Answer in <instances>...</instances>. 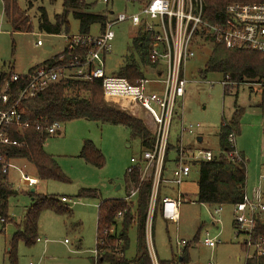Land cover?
<instances>
[{"label": "rangeland", "instance_id": "obj_1", "mask_svg": "<svg viewBox=\"0 0 264 264\" xmlns=\"http://www.w3.org/2000/svg\"><path fill=\"white\" fill-rule=\"evenodd\" d=\"M84 2L87 11L91 13L103 14L110 10L114 14L137 12L122 0H113L112 6L103 4L102 0ZM18 6L28 16L30 32H15L6 24L0 0V71L4 73L13 71L15 74H24L61 53L66 36L78 34V22L72 17L68 18V34L46 35L38 29L39 10H45L49 21L53 22L54 16L62 12V0H33L30 8L26 0H18ZM113 32L115 38L112 50L105 60V73L108 77L115 76L127 56L133 54L135 61L138 60L132 49L135 29L129 23H124L114 27ZM99 33L98 26L90 29L92 36ZM37 41L42 46H37ZM211 49L208 45L195 50V57L186 65L188 83L182 103L178 102L176 105L171 142L180 132L181 123L184 128L198 125L193 135H183L184 141L190 145L194 142L200 149L209 150L216 155L219 151L217 135L221 120L229 121L237 111L240 133L235 138V149L246 160L245 191L250 194L253 189L260 188L264 193V181L261 178L264 175V114L259 107L260 92L257 87L240 85L224 95L220 74L210 73L205 78L200 77V71ZM145 74L148 78L154 77V72L149 70ZM137 118L145 122L141 115ZM61 129L60 134L58 132L46 140L43 148L48 155L56 157L68 183L41 182L34 189L37 194L52 195L58 200L66 198V202H61V205L67 207L68 212L60 215L51 211L42 213L37 230L40 241L31 247L18 243L15 251L16 264H93L91 251L96 247L97 205L102 200L121 199L124 196L123 189H115L123 186L130 159L140 151L139 140L131 139L129 131L121 126L80 119L62 124ZM86 141L91 142L102 154L104 165L101 169L94 168L79 158L81 146ZM23 164L19 161L17 167L20 168ZM26 165L25 173L35 178L32 165ZM14 175L15 180L12 177V182L16 183L18 176ZM197 181L198 170L192 167L189 177L181 186H172L174 192H181L186 199L179 207L177 223L155 219L151 248L156 261L179 257L184 243L189 256L188 264H245L247 256L241 246L244 236L237 234L234 229L232 206H223L222 212L215 217L218 223H214L212 212L215 207L197 203ZM81 189L95 190V198H78L77 194ZM30 190L21 188L18 195L9 200V212L17 223L22 221L30 205ZM13 233L14 227L11 224H7L0 233V264H10L8 251ZM205 233L216 243L214 248L203 245ZM128 239L125 258L130 261L135 254L134 228L130 229Z\"/></svg>", "mask_w": 264, "mask_h": 264}, {"label": "built area", "instance_id": "obj_2", "mask_svg": "<svg viewBox=\"0 0 264 264\" xmlns=\"http://www.w3.org/2000/svg\"><path fill=\"white\" fill-rule=\"evenodd\" d=\"M103 4L112 6L111 0H102ZM137 12L114 14L111 10L103 12L106 16L103 31L97 36H66L65 47L72 48L80 44L88 47L82 61L75 60L69 65L59 67L40 66L26 71L24 74L12 73L9 81L0 92V188L8 185L10 189L19 192L21 188L30 190L38 185V179L28 176L24 167L19 168L15 159L8 156L6 149L18 147L20 143L11 138L14 131L28 128L23 102L35 98L49 86L63 79H79L84 81L100 80L103 97L119 96L126 103L141 109L146 115V127L151 134V145L141 149L138 155L130 159L126 169L127 183L124 184V196L121 200L132 207L135 204L141 186L150 182V193L147 213L144 222V241L152 264H157L151 248L152 223L155 203L158 193H162L160 213L162 220L177 223L179 207L186 201L181 192H174L172 186L179 187L189 177L192 164L201 161L210 162L216 156L209 150L194 149L184 141V134L191 136L197 126L184 128L180 124V132L171 142V127L176 115V105L182 103L185 95L186 65L195 57V50L214 44H221L226 49L246 48L264 53V3H230L224 10L222 21L208 23L202 17V0H146L144 2L128 3ZM129 23L136 31L141 28L152 37V50L149 61L153 67H147L154 72L153 78L147 76L137 84L115 76L108 77L105 73V60L112 50L115 38L113 28L119 24ZM37 46H42L40 41ZM22 82L24 87L18 89L14 96L10 95V85ZM223 91L231 92L240 85L261 88L259 83H236L228 76L222 78ZM223 92V94H224ZM104 98V100H105ZM62 128L59 122H53L45 128L48 138L57 134ZM39 130V127H37ZM229 142L235 148V137L230 136ZM233 152L240 160L239 152ZM231 156V155H230ZM25 161V160H24ZM26 162V161H25ZM27 163V162H26ZM169 164L171 168H168ZM11 172L18 176L16 183L11 180ZM137 181L132 180L133 174ZM264 181V175H262ZM66 198H61L62 203ZM223 206H216L212 212L214 223ZM233 226L237 234H243L242 248L246 259L264 255V241L255 238L256 221L264 217V196L260 188H255L250 194L246 191L241 202L232 206ZM121 214H117L120 219ZM4 227L0 221V233ZM117 226L112 225L103 231L107 237H115L112 249L105 248L106 242L96 235V247L91 251L93 264H103L102 258L110 254L123 258L122 241L116 236ZM40 240L37 238L36 242ZM66 243V242H65ZM202 243L207 248H214L216 243L205 233ZM186 244H182L185 247ZM106 263V262H105ZM109 264V263H107Z\"/></svg>", "mask_w": 264, "mask_h": 264}, {"label": "trees", "instance_id": "obj_3", "mask_svg": "<svg viewBox=\"0 0 264 264\" xmlns=\"http://www.w3.org/2000/svg\"><path fill=\"white\" fill-rule=\"evenodd\" d=\"M28 7L31 1L26 0ZM113 2V0H111ZM125 3L144 2L146 0H122ZM3 5V17L6 24L15 32H30L31 25L28 16L21 11L18 0H1ZM202 17L208 23L222 21L224 10L230 3H264V0H202ZM30 8V7H29ZM38 29L46 35L68 34V18L72 17L78 22V35H90V29L98 26L103 31L106 16L87 11L84 0H62V12L55 15L50 22L45 10L40 9ZM132 49L137 56L131 54L125 58L123 64L115 73V77L125 79L130 84H137L146 77L144 70L153 67L149 61L152 50V37L145 30L139 28L132 39ZM88 51V47L80 44L64 47L61 53L42 62L40 66L59 67L70 63L82 61ZM34 69L33 67L30 70ZM13 71L4 73L0 71V92ZM217 73L223 77L228 76L236 83L264 84V53L246 48L226 49L221 44H214L210 55L200 71L199 76L205 78L207 74ZM24 87L22 82L10 85V95ZM261 112L264 114V86L260 89ZM228 92V91H226ZM224 92V95L226 94ZM25 118L29 122L28 128L12 132L11 138L20 145L6 149L8 156L25 160L35 170L38 181H52L68 183L59 165L51 155L44 151V144L48 139L45 128L53 122L66 124L75 120H87L100 124H110L124 127L129 131L131 139H137L141 149H147L151 145V134L144 123L129 113L114 107L104 101L102 82H91L79 79H63L49 86L35 98L23 102ZM39 127V130H37ZM240 133L239 114L236 111L229 121L221 120L217 140L218 153L210 162L192 164L198 170L197 203L207 206H234L241 202L246 189V160L242 153H238L240 160L234 157V146L229 142V137H238ZM231 155V156H230ZM79 158L94 168L101 169L104 158L100 151L91 143L84 142L79 152ZM132 180L137 181V175H132ZM127 183L125 175L124 184ZM150 193V182L144 183L135 198V204L130 207L121 199H105L98 203L96 213L97 237L105 242V248L112 249L115 237L103 235V231L112 225L117 226V235L122 241L121 251L123 258H116L106 254L102 261L109 264H152L144 241V222L147 213ZM17 192L8 185L0 188V221L3 227L11 224L14 233L9 241L8 261L16 264L15 251L18 243L31 247L36 243L38 221L42 213L51 211L57 215L68 212L67 207L61 205V201L52 195L28 193L30 205L22 218L17 223L9 212V200L17 196ZM96 191L92 189L79 190L78 198L93 199ZM264 196V193H263ZM162 193H158L153 214L155 219L161 218L160 201ZM120 213V219L117 214ZM164 221V220H163ZM152 223V226H153ZM134 228L136 233L135 254L130 261L126 260L125 252L128 249V233ZM255 238L264 241V217L256 221L254 228ZM189 256L187 246L183 248L180 256H173L171 260L157 261V264H188ZM245 264H264V255L253 256L246 259Z\"/></svg>", "mask_w": 264, "mask_h": 264}, {"label": "crops", "instance_id": "obj_4", "mask_svg": "<svg viewBox=\"0 0 264 264\" xmlns=\"http://www.w3.org/2000/svg\"><path fill=\"white\" fill-rule=\"evenodd\" d=\"M103 98H105V97H103ZM105 102H107L108 104H111V105H115V106H118L122 111H125V112H127V113H129L130 115H132L133 117H136L137 118V116L138 115H141L142 117H143V119H144V121H145V119L147 118L146 117V115L144 114V112L141 110V109H139V108H137V107H135V106H130L128 103H126V99L125 98H121V97H119V96H114V97H110V98H108V97H106L105 98V100H104ZM144 125L146 126V122H144ZM62 130V129H61ZM60 130V131H61ZM61 132H59V134H60ZM201 140H198V142H200ZM83 145V144H82ZM82 147V146H81ZM191 147L192 148H194V149H198L199 147L197 146V145H194V142H193V145H191ZM53 158H54V160L57 162V159H56V157H54V156H52ZM19 161H21V162H23L24 164L22 165V167H20V168H23V166H25L24 167V170L25 169H27V166L28 165H26V162L24 161V160H18V161H16V165H17V162H19ZM28 163V162H27ZM29 164V163H28ZM58 164V163H57ZM33 167V166H32ZM168 168H171V165L169 164V166H168ZM34 173H35V170H34ZM14 174H16L15 172H13V174L11 173V180H12V177H13V180H15V175ZM35 175H36V173H35ZM16 176H17V174H16ZM35 178L37 179V177L35 176ZM41 182H45V181H39L38 182V184H40ZM37 186V185H36ZM35 186V187H36ZM34 187V188H35ZM33 188V189H34ZM121 189H123V191H124V184H123V186L121 187V186H117L116 187V191H119V190H121ZM34 192H36V190L34 189ZM111 199H113V198H111Z\"/></svg>", "mask_w": 264, "mask_h": 264}, {"label": "water", "instance_id": "obj_5", "mask_svg": "<svg viewBox=\"0 0 264 264\" xmlns=\"http://www.w3.org/2000/svg\"><path fill=\"white\" fill-rule=\"evenodd\" d=\"M47 50H50V48H46ZM30 193H34V189L30 190Z\"/></svg>", "mask_w": 264, "mask_h": 264}]
</instances>
